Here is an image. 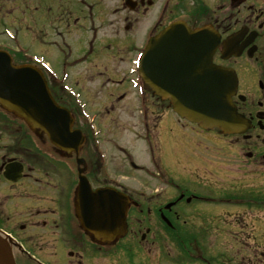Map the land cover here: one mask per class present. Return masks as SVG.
I'll list each match as a JSON object with an SVG mask.
<instances>
[{
    "label": "flooded vegetation",
    "instance_id": "obj_1",
    "mask_svg": "<svg viewBox=\"0 0 264 264\" xmlns=\"http://www.w3.org/2000/svg\"><path fill=\"white\" fill-rule=\"evenodd\" d=\"M176 21L188 30L206 26L209 39L216 36L211 60L236 76L231 100L242 118L239 130L224 134L174 113L164 125L169 105L160 97L150 104L144 98L145 121L138 127L151 167L137 166L119 137L91 136L79 124L84 133L80 166L92 187L113 186L128 195L124 238H137L141 248L160 240L210 237L212 225L220 222L216 209L237 192L239 224H250L239 231L263 241L264 0H70L58 17L46 20V43H61L67 48L65 59L76 63L86 50L93 52L91 59H102L104 69L110 67L107 79H113L115 69L128 75V53L135 56L150 36ZM126 58L124 68L120 64ZM97 75L106 77V72ZM62 78L71 89L85 88L80 72L63 71ZM50 80L55 88L56 78ZM114 81L110 95H122V79ZM77 169L75 154L52 152L43 138L30 135L17 120L2 118L0 111V231L15 240L17 264H115L117 243H100L78 222L73 203ZM132 170L143 173L138 190L130 189ZM122 251L131 256L130 247ZM244 252L257 254L258 264H264V248ZM169 255L168 249L157 248L152 256L162 262Z\"/></svg>",
    "mask_w": 264,
    "mask_h": 264
},
{
    "label": "water",
    "instance_id": "obj_2",
    "mask_svg": "<svg viewBox=\"0 0 264 264\" xmlns=\"http://www.w3.org/2000/svg\"><path fill=\"white\" fill-rule=\"evenodd\" d=\"M186 44L197 48L196 52L203 51V43ZM192 54L193 50L184 48L181 43H158L157 39H152L141 60V67L146 72L144 77L155 87L161 83L165 86L164 81L174 84L173 94L166 93L164 96L170 99L173 109L181 116L204 126H218L227 132L233 130L234 122L231 119L235 117L234 108L229 93L221 89V79L212 78L207 90L200 80L183 84L179 79L181 86L176 85L178 75L171 66L177 65L178 57ZM162 66L167 67L164 76L159 73ZM215 74H220V71L213 67L212 75ZM166 92H171V89L167 88ZM0 102L17 113H23L27 119L37 121L36 124L43 127L54 141L72 144L69 141L73 135L69 129L70 115L66 109L54 103L42 75L33 67L11 65L10 58L4 52H0ZM85 187L81 212L83 225L103 236H110L113 232L116 235L123 233L124 195L111 188L91 191L88 186ZM0 264H15L10 247L1 239Z\"/></svg>",
    "mask_w": 264,
    "mask_h": 264
},
{
    "label": "rangeland",
    "instance_id": "obj_3",
    "mask_svg": "<svg viewBox=\"0 0 264 264\" xmlns=\"http://www.w3.org/2000/svg\"><path fill=\"white\" fill-rule=\"evenodd\" d=\"M2 1L6 2L5 5H7V7L11 8L10 7L11 4L14 5L15 2H21L22 0H2ZM113 1L115 2V0H106V3H110ZM7 7L3 8V10L6 9ZM0 15H1V13H0ZM9 18H11V17H9ZM6 20H8L9 22L6 21L7 24L2 26L3 29L5 27H8V28H11L14 30L15 28L11 25V24H14L12 22V20L8 19V17L6 18ZM3 21H4V19H2L0 17V39L4 38V35L2 34V31H1V24ZM14 22L17 23L18 26H21L20 20H14ZM26 33H29V32H26ZM3 40L10 43V41L8 39H3ZM23 44L25 45L26 43H23ZM33 48L39 54L42 53L45 55V53H44V51H45L47 53L46 59L48 61H51V63L53 65H55L57 63V60L60 57V53L55 51L54 48H50V47L44 48L43 46L39 45L38 43L37 44L35 43ZM127 57H132V55L128 54ZM112 61L117 62L118 58L116 57V59H112ZM126 61H127V58L125 59L124 63L120 64V66L126 64ZM101 62H102V59L101 60L97 59L93 62L92 66L95 69V72H98V71L106 72V77H102L100 80H99V78L95 79L92 82L91 90L87 91L86 96L83 95V99H85V102L87 103V109H88L89 113L90 114L92 112L95 113L96 121L100 122V124L103 126V128L105 127V125H103L102 122L106 123L108 121H112L111 122L112 126L119 124L118 125L119 128H116V130H114V129L111 130L110 126H106V128H105L106 130L104 132H102L100 135L110 136V135H113L112 134L113 132L117 133V134H119L120 132L128 134V132H127L128 130L137 131V129H139L137 124H138V121L140 120V116H139L140 111L137 107V101H136L135 97L132 96L130 90L128 89V86L123 85L120 88L121 92L125 91V93H123V95H125V97L118 103V105H117L118 108L116 110V113L112 112L111 114H109L108 111H106L104 108L102 109L98 105L99 103L97 102V100H101V98H102L103 100H101V101H103L104 107H106V108L110 107V102H112L114 97H115V96L109 95L110 88L116 87L115 85L113 86L111 84V82L107 80V73L110 72V67H108V69H104ZM75 69L77 70V72H81V73L85 72V74H84L85 77L87 76V72H89L88 69H84L80 64L78 66H76L73 70H75ZM113 73H115V75L113 76V79H115V80L122 79L123 83H125L127 81V79H126L127 74L124 73L121 69H115ZM84 80H85V78H84ZM97 92H99V95H96V94H98ZM105 95H106V102L107 103L104 101ZM151 99H150V101H154V98L152 100ZM113 116H114V118H113ZM171 120H173V117L168 115V116L164 117L163 124L166 125ZM138 131H140V130H138ZM121 142H123V138H122ZM128 146H134V147L140 148L139 145L130 144ZM116 153H118V152L116 151ZM142 160H143V158H142ZM141 175H142V173H141ZM117 177H118V174H117ZM140 177L141 176L138 173H132L130 175V178H133L132 182H131V186H138V182L136 181V179L139 180ZM236 210L239 211V208H236ZM216 211L219 212L220 211L219 208L216 209ZM230 217H232V219L235 220V216H230ZM237 218L239 219V214H238ZM229 227L230 226H228L226 224H220L219 229L217 230L215 237H208L206 239H203V240H200L197 242L199 247H202V249L205 248V252H203V251L201 252L199 259H193V261H189V260L184 261L185 258L183 259L180 256V257H177L176 262H174V261L172 262L170 259H166L162 262H158L155 259H153L152 261H149L147 264H178V262H179V264H205L206 261H208L209 264H239V255L236 257L235 249H234V248H239V232L235 229L234 235L237 238L232 237L233 239L227 240V237H228V234H227L228 231L227 230H229ZM247 227L249 228L250 224L244 226V228H247ZM166 242L168 244L163 243V244H160L159 246L160 247H168L171 249L174 248V246L171 243H169L168 241H166ZM124 243H127V240ZM246 245H247V243H245V242L242 243V247H246ZM249 246H252V245L249 244ZM261 247H263V246H261ZM151 248H152L151 252L153 253L154 250L157 248V245L151 246ZM219 249H226L228 254L225 252V250H219ZM131 250L133 253V257H134L133 260H136V263L138 264V262H139V264H140V262H141L140 259L143 258V255L141 254V250L138 247H136L135 244H133L131 246ZM184 257H187V256L185 255ZM242 257H243V259H250L252 257V253H248V255L245 254ZM227 258H231V259L227 260ZM126 259H127L126 254H123L121 248L117 247L115 264H122V263L126 264Z\"/></svg>",
    "mask_w": 264,
    "mask_h": 264
}]
</instances>
